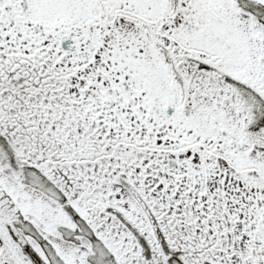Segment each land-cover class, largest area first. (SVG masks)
I'll return each instance as SVG.
<instances>
[{"label": "snow or ice", "instance_id": "obj_1", "mask_svg": "<svg viewBox=\"0 0 264 264\" xmlns=\"http://www.w3.org/2000/svg\"><path fill=\"white\" fill-rule=\"evenodd\" d=\"M0 264H264V0H0Z\"/></svg>", "mask_w": 264, "mask_h": 264}]
</instances>
